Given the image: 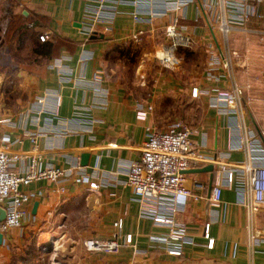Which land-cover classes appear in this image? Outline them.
<instances>
[{
	"label": "crops",
	"instance_id": "0c3cea01",
	"mask_svg": "<svg viewBox=\"0 0 264 264\" xmlns=\"http://www.w3.org/2000/svg\"><path fill=\"white\" fill-rule=\"evenodd\" d=\"M5 1L3 4L0 0V7L10 12V17L3 26L0 23V141L3 135L17 140L10 151L17 152L22 145L43 166L69 168L77 162L79 172L98 187L91 190L87 184L77 182L60 186L45 180L23 187L36 196L30 199L21 227L3 234L0 264H16L14 251H21L22 243L37 229L40 233L43 227L61 228L63 237L82 243L87 237L110 236L116 220L122 223L120 233L130 234L138 251L124 246L117 254L92 253L81 244L82 258L71 256L74 264H264V208L253 216L257 243L251 246L243 213L240 219L235 216L223 221L209 206V171L187 173V186L194 180L205 184L204 197L187 198L173 216L196 237L202 236L206 223H213V246L206 249L186 244L180 256L169 255L153 245L150 237L163 235L167 228L142 216V206L125 185V166L139 157L148 125L164 129L181 119L202 136L207 149L226 154L229 162L244 159L242 151L228 150L230 141L237 142L233 135L236 131L229 125L232 114L221 116L210 106L209 96L193 98L194 87L228 89L235 82L248 100L243 122L264 146V38L241 29L230 30L225 38L218 23L208 18L203 6L208 0H193L183 10L150 21L145 12L151 8V2L140 0L135 7L132 0H124L111 29L98 25L89 34L83 32L86 0ZM132 11H140L143 21H134ZM259 11L264 14V3ZM174 17L188 26L192 44L175 50L172 56L179 63L168 68L159 62L158 56L168 55L170 40L165 38L163 29ZM246 27L264 30V17H252ZM138 31L143 32L139 40L132 39L131 35ZM43 34L48 35L44 41L40 38ZM45 42L51 44V50L39 51ZM226 46L237 51L244 66L225 71L226 76L215 84L206 77L210 53ZM184 56L193 60L187 66ZM114 59L128 63L136 60V74L140 68V73H145V59L155 62L156 76L146 95L137 96L123 77L108 74V63ZM37 98L43 99L44 107L36 118ZM137 104L151 106L145 120L136 118ZM23 107L25 113L17 114L18 108ZM25 130L36 135L34 149L23 135ZM215 174L214 167L212 184ZM222 197L232 202L236 195L234 190L224 189ZM171 206L163 203L158 210H169Z\"/></svg>",
	"mask_w": 264,
	"mask_h": 264
},
{
	"label": "built area",
	"instance_id": "2783aa9c",
	"mask_svg": "<svg viewBox=\"0 0 264 264\" xmlns=\"http://www.w3.org/2000/svg\"><path fill=\"white\" fill-rule=\"evenodd\" d=\"M146 1L152 3L148 12H145L149 21L151 18H166L171 12L183 10L193 2V0ZM86 2L84 12L86 23L83 26V32L89 34L98 25L103 26L105 30L111 29L113 21L120 13L119 5L125 1L86 0ZM131 3L136 7L141 2L132 0ZM263 3L264 0H208L203 6L209 20L218 23V30L225 38L233 29H241L264 38L263 29L246 27V23L252 17H264V14L259 11ZM131 16L136 22L143 21L140 11H132ZM142 34V31H138L132 34L131 38L139 40ZM163 34L170 40L168 55H159L158 60L166 67L174 68L179 60L172 54L179 47H189L192 44V33L187 25L178 23L177 18L174 17L170 24L164 26ZM40 38L44 41L48 35L43 34ZM234 66H244V60L237 51L230 50L227 46L217 51L212 49L206 77L217 84L226 76L225 73L231 72ZM201 95L209 96L210 106L221 116L226 117L232 114L233 121L229 125L233 132L236 131L233 135L237 138V142L233 144L230 141L228 150L242 151L243 160L229 162L226 154L207 149L202 136L200 138L187 123L180 119L169 123L164 129L146 126L139 146V157L125 166V185L132 189L142 206V216L151 218L156 225L167 228L163 235L151 236L150 241L155 247L163 248L169 255L180 256L182 247L186 244L194 248L206 249L213 246V223H206L202 236L196 237L185 224L177 222L173 216L187 198L198 200L204 197L202 191L205 189V184L194 180L190 186H187L185 172L208 164H213L216 168L208 197L209 206L224 218L221 219L223 221L235 216L240 219V214L243 213L248 243L251 246L257 243L253 216L264 208V146L243 122V110L248 100L244 99L241 88L235 82L231 83L228 89L217 86L209 89L192 88L193 98ZM42 102V98L36 99V118L43 111ZM58 103L59 97L56 96V107ZM150 110L151 106L137 104L136 118L145 120ZM55 114H57L56 108ZM23 135L33 144L34 149L36 135L27 130ZM0 142L2 143L0 146V207L5 212L4 219L0 221L2 235L11 229L21 227L30 199L36 196L23 187L32 182L45 180L60 186L62 183H85L91 190L98 187L94 180L79 172L77 162L69 168L43 166L36 158L37 156L24 151L22 145L17 152L10 151L9 147L17 140H10L8 135H3ZM224 189L234 190L236 195L234 201L228 202L223 199ZM60 190L64 191L63 187ZM163 203H169L172 206L169 210L168 208L165 211L158 210V206ZM121 226V220H116L110 229V236L85 238L84 249L92 253L117 254L122 247L129 246L132 247L133 252H137L131 235L120 233Z\"/></svg>",
	"mask_w": 264,
	"mask_h": 264
},
{
	"label": "rangeland",
	"instance_id": "374dc122",
	"mask_svg": "<svg viewBox=\"0 0 264 264\" xmlns=\"http://www.w3.org/2000/svg\"><path fill=\"white\" fill-rule=\"evenodd\" d=\"M2 1L3 4L7 3L5 0ZM9 14L10 12L3 11L0 7L1 26L6 24V19L10 17ZM239 36L242 37V34ZM185 56L184 63L187 66V64L193 60L186 58ZM135 61L136 60H134L133 63L131 61L128 63L127 61H121L120 59L110 60L108 63V65H110L108 74L114 77H123L127 87L133 90L137 96L143 97V95L147 94L149 87L153 84L154 78L156 76V65L153 60L145 59V73H140V68L138 70V74H136L137 62ZM194 64L197 66L196 63H193L192 66H194ZM25 110V107L18 108L16 113L23 115ZM52 225L55 227L56 224L53 223ZM43 228L40 233H38V229L35 228L37 229L35 230V234L30 233L22 243V250L14 251L15 254H13V256L17 257L15 258L16 264H74V258L71 256L75 255V259L79 256L82 258L83 248L81 247V244H83V241L81 243V241H75L74 238V241H72V239L68 236L63 237L61 228L56 227L54 228L55 230H53L51 226H49L47 229H45V227ZM43 231L45 233H43ZM47 231L49 232L48 234H46Z\"/></svg>",
	"mask_w": 264,
	"mask_h": 264
},
{
	"label": "water",
	"instance_id": "95a60500",
	"mask_svg": "<svg viewBox=\"0 0 264 264\" xmlns=\"http://www.w3.org/2000/svg\"><path fill=\"white\" fill-rule=\"evenodd\" d=\"M214 169V165L213 164H208L206 166H203V167H200V168H192V169H189V170H186L185 173H201V172H207L209 171L211 174H210V177H209V182H208V193H207V196H209V192H210V189H211V185H212V171ZM36 202L35 204L33 205V209H32V212H34L35 210V207H36ZM5 217V212L4 210L0 207V221H2ZM2 233H0V245L2 244Z\"/></svg>",
	"mask_w": 264,
	"mask_h": 264
},
{
	"label": "trees",
	"instance_id": "16d2710c",
	"mask_svg": "<svg viewBox=\"0 0 264 264\" xmlns=\"http://www.w3.org/2000/svg\"><path fill=\"white\" fill-rule=\"evenodd\" d=\"M39 51L45 52L46 50L49 51L51 50V44L45 42L44 45H41L39 48Z\"/></svg>",
	"mask_w": 264,
	"mask_h": 264
}]
</instances>
